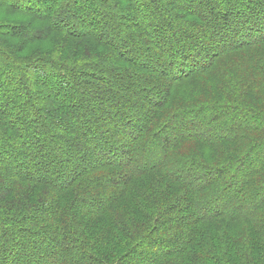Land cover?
Instances as JSON below:
<instances>
[{"label":"trees","instance_id":"16d2710c","mask_svg":"<svg viewBox=\"0 0 264 264\" xmlns=\"http://www.w3.org/2000/svg\"><path fill=\"white\" fill-rule=\"evenodd\" d=\"M141 1L83 0L72 8L65 0L0 2L1 18L23 21H0V38L8 37L0 41V138L3 148L18 147L27 156L22 161L21 150L0 152V166L12 162L0 174V264H125L132 255L147 258L151 243L165 250L148 264L174 257L181 259L170 264H264V112L245 108L233 93L193 91L199 78L245 94V87L264 88L258 74L264 0H240L235 12L221 9L225 0L181 6L171 19L190 34L176 42L167 36L164 43L157 42L158 25L170 30L164 12L171 0ZM34 2L41 9L34 10ZM80 15L89 16L81 30L75 28ZM136 15L141 24L156 17L158 27L134 26ZM229 20L240 28H228ZM50 38L54 45L46 44ZM137 38L147 47H137ZM82 44L100 52L78 55ZM7 45L14 53L3 50ZM250 50L256 60L245 65L238 53ZM27 51L28 57L18 56ZM139 54L144 63H135ZM81 93L90 121L71 112ZM238 114L243 122L233 125ZM208 126L213 131L206 133ZM124 134L134 137L128 148L119 145ZM64 136L68 155L52 154L50 144ZM34 137L39 144L29 151L26 141ZM89 145L104 161L95 162ZM155 145L160 158L143 162ZM24 169L30 173L20 175ZM140 178L152 188L129 199ZM229 194L220 209L213 207ZM213 222L222 226L206 228ZM170 237L182 242L172 244ZM124 244L123 253L115 252Z\"/></svg>","mask_w":264,"mask_h":264},{"label":"rangeland","instance_id":"374dc122","mask_svg":"<svg viewBox=\"0 0 264 264\" xmlns=\"http://www.w3.org/2000/svg\"><path fill=\"white\" fill-rule=\"evenodd\" d=\"M9 0H0V2H8ZM12 1V0H11ZM142 1H144V2H148V0H142ZM141 1V2H142ZM158 1V0H157ZM160 1H162L163 2V0H160ZM199 0H171V4L169 5V6H166V12H164V14H165V17L167 18V20H169V23H171V28H169L170 30L168 31V32H166V30H165V28L167 27V26H165L166 25V23H165V25H164V28H161V24H159L158 26H160V27H158L156 24H158L157 23V19H156V17H153L152 16V18H149V20H145L142 24H141V20L139 19V16L138 15H136L134 18L132 17L131 18V23L132 24H134V26L136 25V26H139V27H144L145 29H146V31H149V30H151V28L152 27H154V28H156V27H158L159 29H160V31L163 33L162 34V36H160V37H158L159 39L157 40V42H159V43H164V41L166 40V37L168 36V37H171V39L173 40V38L175 39V40H173V41H177L178 40V38L180 37V39H187L188 37H187V35H185V34H190L189 33V31H188V28L184 25V24H182V23H177V22H175V21H172V17H173V15H175V14H177V12H179V10H180V8H181V6H185V5H188V6H190V7H194V5L198 2ZM205 1H207V0H204L203 2H205ZM208 1H213V0H208ZM207 1V2H208ZM65 2L67 3V7L68 8H72V7H74V6H77V5H80L82 2H83V0H65ZM241 1L240 0H225V3L223 4V5H221L220 7H222L221 9L222 10H226V11H232V12H235L236 11V8H238V6H237V4H239ZM29 5V4H28ZM174 5V6H173ZM210 5V4H209ZM40 5H37V3L36 2H34L33 4H32V7H34V10L36 9V10H39V7ZM240 7V6H239ZM41 9V8H40ZM153 10H155V12H157V13H159V11H158V9L155 7ZM152 10V11H153ZM251 10H253V12H252V14L254 15L255 14V11H256V8H255V4H254V7L251 9ZM2 11H5L4 9H2ZM6 11H8V9H6ZM98 12H97V14H100L101 12H104L102 9H98L97 10ZM230 15V14H229ZM231 15H233L234 16V13H231ZM249 15H250V13H249ZM0 16H2L1 15V13H0ZM204 16H205V18H209L210 17V14H208V13H204ZM87 17H89V16H86V15H80V18H79V21H78V24H76L74 27L76 28V29H79V30H81V27H83V25H85L87 22H88V20H87ZM92 17H93V14L90 16V18L89 19H92ZM230 17V16H229ZM3 18V19H2ZM0 17V21L2 22V23H7V22H19V23H21V22H23L22 20H20L19 18L17 19L16 17H8V16H3V17ZM85 19V20H84ZM185 20H191V19H189V18H186ZM184 21V20H183ZM230 21V23H229V25H228V28H232V29H235V28H240L239 27V23H236V22H234V21H231V20H229ZM156 23V24H155ZM142 25V26H141ZM73 28V27H72ZM153 29V28H152ZM188 36H190V35H188ZM7 38V39H6ZM0 41H2V42H8V37H5V36H1V38H0ZM237 41H238V39H237ZM47 42H48V45L50 44V43H52L53 45L55 44V41L53 40V39H51L50 38V40H47L46 41V44H47ZM135 42H136V45H138L137 47H141V48H145V47H147L146 46V44H145V41H143V40H141V39H136L135 40ZM235 42V41H234ZM32 43L33 44H31V47H34V46H36L37 44H40L41 42H40V40L39 41H32ZM82 47L81 48H79V51H78V55H81V54H84V55H87V54H92V57L94 56V55H96V54H98V52H100V50H97L95 47L93 48V50H87L86 51V45H81ZM164 46H166L167 47V45H164ZM49 47V46H48ZM129 46H127V48H128ZM168 48V47H167ZM3 49V48H2ZM51 49V47H49V50ZM250 49H252V48H250ZM5 52H9V53H11V52H13L14 53V50L12 49V47H10L9 45H7V46H4V49H3ZM31 50H33V49H31ZM24 51H26V50H24ZM254 50H250V51H248L247 53H245L244 55H241L240 54V52L238 53L239 54V57L240 56H242L243 57V59H245V61H244V63H245V65L248 63V62H253V61H255L256 60V58H253L252 56H251V54H252V52H253ZM30 52L29 51H27V52H22V54H18V52H16V54H18V56L19 57H28L30 54H29ZM53 53V50H50L49 51V53L48 54H52ZM69 53H72V51H69V45H66V48H65V52H64V55H67V58H68V54ZM35 54V53H34ZM33 54V55H34ZM32 55V57H30L29 59H32V58H34V56ZM126 55V54H125ZM263 56H264V52H263ZM132 58H133V56H131ZM66 57L65 58H57L58 60H60L62 63L63 62H65L66 61V59H67ZM261 58V57H260ZM144 60H145V58L143 57V55H141V54H139V56L138 57H136L135 58V63H137V64H141V63H144ZM242 62V61H241ZM3 65L4 64H0V75H1V71H3ZM252 68H255V64L253 63V65H252ZM256 69V68H255ZM160 70H163V68L161 67L160 68ZM259 72H258V74H260V75H262V77L264 78V60H261V64H260V66H259ZM1 79V78H0ZM107 86H111L110 87V89H113V87H114V83L113 82H108L107 83ZM50 88V87H49ZM186 89H189V88H187V87H185ZM235 87H232V88H229V89H225L224 87H222V83L218 80V81H215V80H208V81H206L204 78H199V82L194 86V89H193V91L195 90V91H198L199 89H201L200 91H203V90H207V89H211V90H218L220 93H222V94H229V93H233L232 95L236 98V100H238L241 104H242V106H244L245 108H251V109H255V110H257V111H262V112H264V106L263 105H261L259 102H253L252 104H251V100L253 99V97H255V99H258V100H264V88L262 89V86L261 87H259V86H256L252 91H254L253 92V94H252V91H249V87H245V92L246 93H248V94H245L243 91H241V88L240 87H237L236 89H234ZM231 89V90H230ZM226 90V91H225ZM62 92H65V91H62ZM229 92V93H228ZM88 93V92H87ZM88 94H90V93H88ZM83 93H81L79 96H77V97H74V99L73 100H71V104L72 105H74V106H76V110H74V111H71V112H74V114L78 117V118H82L83 120H85V121H90V120H92V117H91V115L89 116L87 113H84V112H82L81 110V108H80V104H81V102H83L84 101V97H83ZM140 95V94H139ZM122 98V102H125L126 101V96L124 95V93L123 94H121L120 95ZM125 96V97H124ZM44 97H46L47 99H49L47 96H44ZM111 99L110 98H108V99H105V98H103V101L105 102L104 104H107V103H111V101H110ZM254 100V99H253ZM120 106H123V104H120ZM142 107H145V104L143 103L142 104ZM16 111V109L15 108H13V107H10V111L9 112H15ZM52 113V112H51ZM214 113H216V112H214ZM205 116L206 117H208L209 118V116L210 115H208V113H206L205 114ZM136 119V117H134L133 118V120H135ZM82 120V121H83ZM228 122V121H227ZM241 122H243V120H242V117H241V115H237V116H235V122H234V124L233 125H235V124H238V123H241ZM77 125V124H76ZM135 124L134 123H131V125H128V126H130V127H133ZM227 125H232V124H230L229 122L227 123ZM226 125V126H227ZM79 127H81V125H79ZM70 127H67V128H65V131H66V133L67 132H69L70 131ZM206 133H209L210 131H213V128H212V126L211 127H206ZM48 135L50 136V137H53V135H54V133L52 132V131H50L49 133H48ZM66 135H68V133L66 134ZM24 138L25 137H27L26 136V133H23V135H22ZM41 138H44V137H41ZM39 138L38 137H34L33 139H31V140H27L26 142L29 144V145H26L28 148H27V150H29L30 151V149H31V147H33L35 144H39V140H38ZM119 145H121V146H124L125 145V147L126 148H128V145L134 140V137H132V138H128V136L127 135H120L119 136ZM131 139V140H130ZM41 141V140H40ZM58 142L55 144L54 142H53V145L52 144H50V149H51V153L52 154H56V155H66L67 153H66V151H65V149L66 148H68V143H69V140H68V137H66V136H64L62 139H59V140H57ZM43 142H45L46 143V141H44L43 140ZM90 142L91 141H86V143L87 144H90ZM85 142H83V144L84 145H87ZM89 151H90V154H92L93 155V157L95 156H97V154H96V151H94L93 149H92V146H90L89 145ZM124 147V148H125ZM2 149V150H1ZM19 150H21V152H22V154H19V159L20 160H25V158L27 157L26 156V152L24 153V151H23V149H21V148H18V147H16L15 148V150L14 149H7V148H3V144L1 143V138H0V152L2 151H5V152H8V154L10 155V156H14L15 154H17V152L19 151ZM20 152V151H19ZM160 152L158 151V148H157V146L155 145V146H153V147H151L148 151H147V153L143 156V162H145V163H150V162H154V160H156V159H159L160 158ZM68 155V154H67ZM97 158V157H96ZM116 158V157H115ZM255 159V158H254ZM253 159V160H254ZM19 160V161H20ZM96 161L95 162H97V161H99V162H101V161H104V159H101V158H97V159H95ZM252 160V161H253ZM18 161V162H19ZM3 162V164L0 166V174H4L6 171V169H7V167L8 168H10V166H11V164H12V162L10 163V161L9 160H7V161H2ZM30 171V170H29ZM20 175H25L26 173H30V172H28V170L27 169H24V170H20ZM241 173V172H240ZM240 173H238L237 175L238 176H236L235 178H236V180L234 181V187H233V189H236V188H239V176H240ZM42 175V174H41ZM37 176H40V174H38ZM142 180V181H141ZM199 181L201 182V181H203V179H201V178H199ZM152 188V186H151V184L150 183H146L143 179H137V180H135V182H134V188H133V190H132V194H129V199H132L133 197H135V198H138V194H141V192L142 193H147V192H149L150 191V189ZM228 196H230L231 197V194H229V195H226V196H223V198H221V199H217L216 201H214V203H212L213 204V207H215V209H220L221 208V205H222V203H223V201L224 200H226V199H228L229 197ZM125 204V203H124ZM123 204V205H124ZM126 205V204H125ZM125 207H123V209H124ZM182 220V219H181ZM180 220V221H181ZM184 220H187L186 218H184ZM184 220H182V221H184ZM178 224H179V221H178ZM206 228H211L212 230L215 228V226H222V225H220V223L219 222H213V224H206ZM224 227H226V226H224ZM217 229H219V228H217ZM215 232H212V233H210V236H213V234H214ZM155 240H156V238H154ZM157 239H159V238H157ZM178 241H181L182 242V239H180V240H178ZM174 237H170V242H172V244H176L177 242H178ZM11 244V243H10ZM158 245V244H157ZM154 245V244H150V245H146V247H145V251L148 253V255H147V258H144V256H142V258H134V256L132 255L131 257H129V259H128V261L127 262H125V264H148L149 263V259L151 260V258H156L157 256H159V255H161L160 253H162L163 252V250H165L164 248L162 249V247L163 246H160V245ZM16 246H15V242H14V240L12 241V245H11V248H15ZM38 247H40V245L38 246ZM125 247H126V245L124 244L123 245V247H120V249H115V252H118V253H123L124 251H125ZM158 247V248H157ZM157 249V251H155ZM36 254H37V252H36ZM144 255V254H143ZM150 256V257H149ZM47 258H48V256H46ZM173 259H181L180 257H174V258H171L170 259V261L169 260H167L168 262H167V264H170V262L171 261H173ZM49 260V259H48ZM48 260H46V262H48ZM111 261V260H110ZM42 263H44L45 264V262L43 261ZM190 264H193V262H190Z\"/></svg>","mask_w":264,"mask_h":264}]
</instances>
